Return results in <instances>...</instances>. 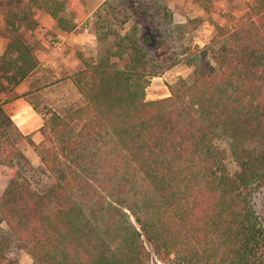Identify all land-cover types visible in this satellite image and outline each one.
I'll return each mask as SVG.
<instances>
[{
  "label": "trees",
  "instance_id": "obj_1",
  "mask_svg": "<svg viewBox=\"0 0 264 264\" xmlns=\"http://www.w3.org/2000/svg\"><path fill=\"white\" fill-rule=\"evenodd\" d=\"M232 1L243 3L239 23L215 25L201 45L184 44L193 19L176 23L164 0L102 2L93 33L108 45L70 76L83 103L49 110L40 142L26 136L53 182L39 191L12 157L0 159V223L10 233L0 236V264H18L6 251L10 238L26 264H264L253 203L264 187V0L193 3L209 11ZM31 5L62 31L74 28L57 0ZM29 9L4 17L12 33L0 54L7 92L38 63L20 36ZM159 44L168 46L166 63L155 47L149 53ZM178 63L191 78L147 99L148 78ZM6 102L0 131L13 126Z\"/></svg>",
  "mask_w": 264,
  "mask_h": 264
},
{
  "label": "rangeland",
  "instance_id": "obj_2",
  "mask_svg": "<svg viewBox=\"0 0 264 264\" xmlns=\"http://www.w3.org/2000/svg\"><path fill=\"white\" fill-rule=\"evenodd\" d=\"M61 4V9L59 14L65 17L70 22L78 25L80 28H87L89 33H93L94 23H96V12L100 10V4L104 0H57ZM166 1L168 7L173 13V18L176 23H186V19H193L188 24L186 33L184 35L183 42L186 45L192 44H204L215 34V25L221 26H235L239 23L240 8L243 7V3L240 1H232L225 3L219 10H204L198 9L193 3V0H164ZM29 9V27H25L20 30V36L26 42H31L34 39L37 31H40V27H47V34H51L48 38L51 45L59 44V34L58 30H61L57 25L56 20L49 15L43 8L31 5V0H0V14L2 18L6 16L9 11L13 10H23ZM40 18L41 22H38ZM122 16L118 15L117 19H110L109 28H116L121 23ZM5 22V21H4ZM112 22V23H111ZM98 24V23H97ZM96 24V25H97ZM124 29L130 26L128 21L122 23ZM75 27V26H74ZM35 32V33H34ZM46 34V33H45ZM12 33L7 28L6 24H0V45L3 41L4 46L0 50V54L4 50L7 41L11 38ZM156 39V37L154 38ZM96 42L91 45V54L81 55L82 59H95L97 57L98 51L102 50L103 47L108 45V41ZM33 43V44H32ZM29 43L28 45L32 50H35L36 41ZM2 45L0 46V48ZM155 47L154 55L156 54L163 62L166 63V58L169 55L168 46L165 44H159V46H153L149 48V53H152ZM118 67H122V59L113 58ZM2 70L0 69V88L2 85L5 86V82L1 78ZM192 76V68L188 67L183 63H178L164 72L148 78V85L145 88V94L147 99H155L167 96L168 86L173 84L179 78L189 80ZM7 91L0 89V98L7 94ZM78 93V92H77ZM72 101L68 106H64V112L70 111L77 106H80L83 101L80 94L71 97ZM59 107V105H58ZM57 107V108H58ZM62 107V106H61ZM4 109V108H3ZM37 114L44 119L46 114L51 108H37L34 109ZM5 111V110H4ZM63 112V111H61ZM6 115L9 117L7 111ZM10 118V117H9ZM78 123L75 122L72 127L77 128ZM40 129V128H39ZM28 135H23L18 128L13 124V126H8L4 131H0V159L5 156H10L18 163L21 170L30 179L34 188L39 191L46 190L51 183L53 178L45 171L44 166L41 164L39 157L35 154L33 149L29 146L27 142ZM227 164L230 169H234V163L231 159L227 160ZM3 181L0 176V190L2 188ZM254 208L260 218L262 225L264 226V187L260 188L254 193L253 196ZM0 236H5L6 238L10 236L9 229L5 223H0ZM10 247L6 249L9 257L15 258L18 264L27 263V255L18 247L15 246L13 238L9 239ZM151 264H163L156 259H154Z\"/></svg>",
  "mask_w": 264,
  "mask_h": 264
},
{
  "label": "crops",
  "instance_id": "obj_3",
  "mask_svg": "<svg viewBox=\"0 0 264 264\" xmlns=\"http://www.w3.org/2000/svg\"><path fill=\"white\" fill-rule=\"evenodd\" d=\"M38 22H41L40 18ZM2 23L5 24L0 14V24ZM57 32L60 38L58 45L49 43L48 38L51 34H47L45 25L36 32L33 41L24 40L27 44L36 41L35 50L32 51L38 61L37 66L2 96V100H7L3 108L13 124L23 135L31 134L32 140L36 143L42 140L39 128L43 121L34 109L46 107L59 113L64 112L63 108L70 104L71 97L79 94L70 76L82 67L81 55L91 54L90 44L97 39L85 26L80 28L75 25L70 31ZM4 43L2 41L0 50Z\"/></svg>",
  "mask_w": 264,
  "mask_h": 264
}]
</instances>
